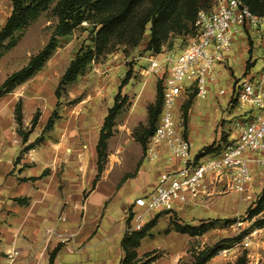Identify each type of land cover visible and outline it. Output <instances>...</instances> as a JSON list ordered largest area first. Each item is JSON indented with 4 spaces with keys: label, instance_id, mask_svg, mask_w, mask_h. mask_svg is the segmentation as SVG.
<instances>
[{
    "label": "rangeland",
    "instance_id": "rangeland-1",
    "mask_svg": "<svg viewBox=\"0 0 264 264\" xmlns=\"http://www.w3.org/2000/svg\"><path fill=\"white\" fill-rule=\"evenodd\" d=\"M151 4L152 0H147L140 6L136 12V18L144 13ZM54 5L53 3L49 9L40 13L25 29L16 32L18 41L14 46L7 49L2 48L0 89L7 76L26 65L31 56L42 49L50 39L57 23V18L52 12ZM12 8L13 0H0V28L11 14ZM134 22L131 26L134 25ZM149 37L150 23L147 24L138 44L118 43L114 48L111 47L110 50L96 55L78 75L77 79L62 88L60 95L57 96L56 89L59 81L72 58L82 45L92 44L90 24L84 22L67 36L59 37L56 50L37 75L38 81L42 84L48 109L53 108V111L58 114L57 108L62 102L73 104L82 99L98 97L104 105L109 101L113 104L125 73L129 68L133 69L131 79L122 89V94L127 95L128 100L115 125L123 123V137L125 136L127 139L123 138V154L131 157L125 162L126 169L123 173V181L129 176H134L139 168L137 166L139 162L134 156L135 149L142 151L144 148L137 140V135L149 125L148 106L153 103L156 95L158 76L142 73V69L148 64L149 58L154 55L151 50L147 49ZM190 39L191 34L171 35L162 47V52H179ZM7 42L8 40L5 43ZM251 58L256 61L253 72L259 71L264 64L262 41L254 33H251V39L247 38L246 35L236 37L226 67L223 68V66L218 65L216 68L218 81L211 87L208 97L200 98L195 93L190 92L179 101L176 110L177 115L182 121L184 133L192 142V151L200 152L199 150L203 146L220 142V138L224 136L228 139L233 134L236 121L242 117L243 113H240L243 108L239 106L235 96L231 95V89L233 82L251 64L249 61ZM21 85L17 86L14 91L20 90ZM221 88L226 90L225 94L219 93ZM56 99H59L57 107L54 106ZM189 102L188 121L185 123L184 106ZM22 103L21 100H18L15 109L19 105L22 109ZM39 114V111L34 114L36 120ZM23 118L24 115L22 120ZM22 122H20L19 127L21 134L29 135L30 126L27 125L24 128ZM80 127L84 129V135L80 128L81 137H79L78 143L85 147V144H90L92 141L91 128L93 124ZM54 131L55 127L53 126L46 129L45 133L50 135ZM58 140L60 139L58 138ZM141 158L140 161L142 162L144 156ZM149 162L146 158L144 159L145 165ZM263 190L264 169L257 168L253 184L254 200L252 202L245 199L243 194L231 191L215 198L207 207H187L170 213H162L138 247L140 259L145 260V253L151 251V256L154 258L152 264H156V262L158 264H194L199 255L201 257L203 255V264H264V203L261 210L251 216L254 208L259 205V199L264 194ZM131 204L132 201L129 207ZM215 218H220L221 221L201 235L191 236L174 229L175 222L199 224L203 220ZM238 222L241 224L238 225ZM129 225L130 223L126 219L125 231L128 230ZM237 236L241 237L237 238ZM247 236L250 238L248 246L242 243ZM222 248H227L228 251L222 254L219 251ZM123 255V249L121 255H116L114 251L109 257L108 263L119 264ZM105 257L107 256L103 251H94L91 260L102 261ZM64 258V262L69 261L74 258V254H65Z\"/></svg>",
    "mask_w": 264,
    "mask_h": 264
},
{
    "label": "crops",
    "instance_id": "crops-1",
    "mask_svg": "<svg viewBox=\"0 0 264 264\" xmlns=\"http://www.w3.org/2000/svg\"><path fill=\"white\" fill-rule=\"evenodd\" d=\"M228 62L219 65L224 68ZM39 72L17 92L0 95V264H50L55 248L52 264H109L114 251L122 253L131 201L154 190L165 159L145 165V149L136 148L139 168L123 181L125 162L131 157L123 154L126 137L120 123L108 139L104 169L93 185L98 174L100 129L114 102L104 105L98 97L73 104L62 102L53 124L55 131L48 135L46 124L54 111L48 109ZM18 100L23 102V127L31 129L27 142L16 117ZM37 111L39 117L33 122ZM90 123L92 141L83 147L78 143L80 126ZM28 144H32L33 160L24 150ZM68 233L72 236L63 241L62 236ZM99 250L107 257L91 260L93 252ZM14 251L18 253L11 260L8 254ZM65 254H74V258L64 262Z\"/></svg>",
    "mask_w": 264,
    "mask_h": 264
},
{
    "label": "built area",
    "instance_id": "built-area-1",
    "mask_svg": "<svg viewBox=\"0 0 264 264\" xmlns=\"http://www.w3.org/2000/svg\"><path fill=\"white\" fill-rule=\"evenodd\" d=\"M196 26L197 33L182 50L154 54L142 69V73L162 79L163 87L159 121L144 156L155 163L165 159V165L154 190L136 196L129 207V230H141L149 218L160 212L207 207L231 191L254 200L255 172L257 168L264 169V64L253 72L256 61L251 58V66L233 82L231 95L243 108V114L220 151H192V142L176 110L190 92L208 97L218 81L216 67L229 60L236 37L246 35L251 39L254 33L264 46V14L254 13L244 0H213L209 9L198 12ZM219 93L225 94L226 90L221 88ZM32 151L27 150V154L33 160ZM70 236L63 235V241ZM242 243L248 246L250 238L245 237ZM219 251L223 254L228 249ZM17 253L11 252L8 257L13 260Z\"/></svg>",
    "mask_w": 264,
    "mask_h": 264
},
{
    "label": "trees",
    "instance_id": "trees-1",
    "mask_svg": "<svg viewBox=\"0 0 264 264\" xmlns=\"http://www.w3.org/2000/svg\"><path fill=\"white\" fill-rule=\"evenodd\" d=\"M147 0H13L11 14L6 19L4 25L0 28V56L4 48H10L16 44L18 37L16 32L25 29L33 19L40 13L49 9L54 3L52 12L57 18L54 31L45 46L37 53L31 56L30 60L22 68L14 71L4 80L1 85L0 95L13 91L17 86L25 83L37 72H39L46 61L51 57L58 46L59 37L67 36L72 31L81 26L84 22L90 24V33L92 35V44L82 45L75 56L70 61L66 71L62 75L56 89L57 96L61 89L74 82L78 75L87 67V65L96 57L115 47L118 43L136 45L141 40L147 24L150 23V37L147 43V49L154 54L161 53L162 47L171 35L194 36L197 33L196 20L198 12L202 9H209L213 0H152L151 6L145 10L138 18L136 12ZM254 13L264 14V0H244ZM135 21V22H134ZM132 22L134 25L131 26ZM8 40L7 43H5ZM3 48V49H2ZM250 61V60H249ZM249 64V63H248ZM251 64L247 66L249 68ZM133 75V69L129 68L125 77L119 85V91L114 97V104L109 109L103 125L100 129L99 139L96 146L98 156V174L93 185L99 179L104 169L107 158L108 139L111 137L116 125V117L123 110L128 96L122 94V89L129 82ZM163 105V87L162 79L158 78L156 83V98L148 106L149 125L143 128V131L137 135V140L145 149L147 141L159 121V116ZM190 102L184 106V121H188V108ZM58 116L54 111L49 118L46 128L53 127L55 117ZM16 117L18 122H22V110L20 105L16 108ZM36 122V116L33 118ZM24 142L28 141V135H23ZM229 138L221 137L220 142H213L205 145L199 153H211L220 151L223 144L228 142ZM32 145V144H31ZM27 145L24 150L31 148ZM21 202L24 199H19ZM264 203V194L259 199V205L254 208L251 216L259 212ZM162 213L156 214L150 219L141 230H126L122 240L121 247L124 255L120 264H152V252L145 253V260L140 259L138 247L148 231L154 227L158 217ZM131 215L127 221L130 223ZM220 218L203 220L199 224L178 223L175 222L174 229L181 233H187L191 236L201 235L219 223ZM241 236H237L240 238ZM224 247V246H222ZM58 248L51 253L50 264L53 263ZM203 255L196 257L194 264H203Z\"/></svg>",
    "mask_w": 264,
    "mask_h": 264
}]
</instances>
